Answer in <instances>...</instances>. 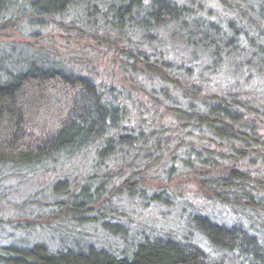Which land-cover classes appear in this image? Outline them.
Segmentation results:
<instances>
[{"label": "trees", "instance_id": "16d2710c", "mask_svg": "<svg viewBox=\"0 0 264 264\" xmlns=\"http://www.w3.org/2000/svg\"><path fill=\"white\" fill-rule=\"evenodd\" d=\"M21 15L66 45L0 59V187L50 179L12 228L58 247L0 264H264V0H0ZM172 204L185 232L135 217Z\"/></svg>", "mask_w": 264, "mask_h": 264}, {"label": "rangeland", "instance_id": "374dc122", "mask_svg": "<svg viewBox=\"0 0 264 264\" xmlns=\"http://www.w3.org/2000/svg\"><path fill=\"white\" fill-rule=\"evenodd\" d=\"M77 17V16H75ZM27 16L21 15L16 23V26H10L9 28H0V59H13L10 61L12 64L16 65L23 57L34 58L40 55L38 52L28 53L22 57L17 56L20 49H30L32 51L43 49L49 50L51 48L58 49V51H63V37L61 36V30L58 28V20L55 25L45 26L43 28H30ZM21 19V20H20ZM63 53V52H62ZM77 55V54H76ZM13 56V58L11 57ZM13 67L10 64L2 66L0 69V82L4 83L7 79V73H11ZM42 183L34 182L28 183L20 180H12L6 183L5 186L0 187V247H8L11 245L18 246H29L37 241L47 240L48 243L54 248L58 247V240L54 239L52 236L45 235L39 231L34 232L32 235L28 236L24 231L15 230L12 225L17 219L24 216H29L27 213H22L23 209L30 208L32 203L26 204V200H31L32 202H37L39 200L47 201V197L50 195V190L46 182ZM194 204V203H193ZM23 207V208H22ZM178 207V208H176ZM172 204L171 208L162 210L161 213L155 211H141L140 215L136 214L142 220V222L149 224L151 229L154 228L161 232L166 233L167 231L173 230L176 232H185V220L182 214L187 215V212L180 209V206ZM200 204H196V208H202ZM38 212L34 211L30 217L35 219ZM206 213V212H205ZM137 220V218H134ZM188 223L196 225L197 222L193 221L191 217H188Z\"/></svg>", "mask_w": 264, "mask_h": 264}]
</instances>
